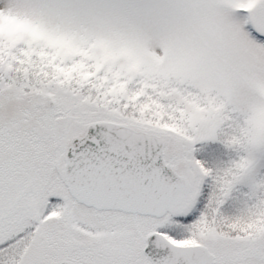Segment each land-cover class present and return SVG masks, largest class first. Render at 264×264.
I'll use <instances>...</instances> for the list:
<instances>
[{
  "label": "snow or ice",
  "instance_id": "6c2138e0",
  "mask_svg": "<svg viewBox=\"0 0 264 264\" xmlns=\"http://www.w3.org/2000/svg\"><path fill=\"white\" fill-rule=\"evenodd\" d=\"M0 264H264V0H0Z\"/></svg>",
  "mask_w": 264,
  "mask_h": 264
}]
</instances>
